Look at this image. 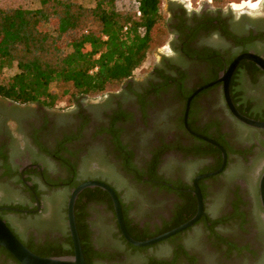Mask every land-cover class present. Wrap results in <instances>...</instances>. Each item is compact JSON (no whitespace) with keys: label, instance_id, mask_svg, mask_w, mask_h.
<instances>
[{"label":"flooded vegetation","instance_id":"obj_1","mask_svg":"<svg viewBox=\"0 0 264 264\" xmlns=\"http://www.w3.org/2000/svg\"><path fill=\"white\" fill-rule=\"evenodd\" d=\"M231 4L216 7L213 0H165L161 27L166 41L157 59L140 77L126 79L96 103L75 101L70 107L55 109L0 98V188L16 189L26 199L25 204L16 205L33 211L22 214L27 216L23 222L27 226L21 233L10 222L18 213L1 210L0 219L27 250L41 257L72 253L66 201L64 215L57 213L56 203L60 195L66 193L68 198L74 187L87 180L103 182L113 190L130 238L151 236L180 216L183 219V212L195 203L192 179L221 163L218 149L193 137L183 126L187 97L209 84L190 99L186 125L223 149L225 165L219 174L198 181L203 215L170 243L171 256L149 254L163 241L144 248L126 243L110 197L97 188L80 197L83 190L74 202L77 236L79 231L84 234L81 242L88 264H131V256L136 255L142 259L139 264H208L205 253H211L217 264L264 261L261 233L252 216L253 202L263 215L257 181L264 172V130L233 118L224 103L223 81H217L240 54L251 53L264 61V3L253 13L256 18L247 14V8L243 15L233 12ZM227 84L235 109L264 122V72L241 60ZM93 159L119 173L128 184L124 196L101 177L80 176L97 169L90 162ZM198 163L203 165L185 182L186 168ZM206 206L218 207L219 216H207ZM213 221L220 224L211 227ZM260 222L264 226L262 218ZM190 232L205 236L199 250L184 247L183 238ZM243 241L252 246L253 253L242 249ZM230 246L238 250L229 251ZM242 251L255 260L240 257ZM0 264L18 263L0 247Z\"/></svg>","mask_w":264,"mask_h":264},{"label":"trees","instance_id":"obj_2","mask_svg":"<svg viewBox=\"0 0 264 264\" xmlns=\"http://www.w3.org/2000/svg\"><path fill=\"white\" fill-rule=\"evenodd\" d=\"M93 1L92 7L75 0H38V7L34 9L0 6V74L12 66L17 71L0 83L1 99L53 108L57 97L49 92L52 83L69 85L75 96L85 97L132 77L150 50L151 31L162 24L158 0H138V18L117 11L114 0ZM218 165L219 161L213 170H201L197 175L215 171ZM87 191L90 192L86 189L79 196ZM97 192L100 193L98 189ZM11 207L25 209L17 205ZM195 211L194 203L191 210L186 208L183 212V219L180 216L172 225L151 236L132 239L142 241L164 233L187 221ZM75 213L74 207V217ZM15 216L21 222L27 219L26 215ZM217 223L220 221H213L210 226ZM181 234L163 242L171 243ZM83 237V232L79 231L81 252L88 264L87 253L82 248ZM230 247L229 251L238 250Z\"/></svg>","mask_w":264,"mask_h":264},{"label":"water","instance_id":"obj_3","mask_svg":"<svg viewBox=\"0 0 264 264\" xmlns=\"http://www.w3.org/2000/svg\"><path fill=\"white\" fill-rule=\"evenodd\" d=\"M241 60H246V61H250L254 63L261 71L264 72V61L260 57L255 56L251 53H245V54H240L236 56L229 64L226 71L222 72L219 75V78L217 79V81H223L224 103L228 111L230 112V114L238 122L250 128L264 130V122L252 120V119H249L241 115L235 109L229 97L227 81L229 77L231 76L235 66ZM208 85L197 88L190 96L187 97L186 102H185L184 112H183V126L185 130L193 137L198 138L199 140H202L205 143L210 144L211 146L218 149L221 155V163H220V166L215 171L199 174L192 179V182H191L192 191L191 192L195 197L196 211L191 218L181 223L180 225L164 233H161L157 236H154L152 238L145 239L142 241L133 240L132 238L128 236V234L126 233L124 229L121 212H120V206H119L117 197L115 193L113 192V190L103 182L96 181V180H87V181H83L79 183L76 187H74L69 192L68 198L66 200V205H65L66 227H67V231H68L71 244H72V254L65 255V256H57V257H39L31 253L29 250H27V248H25L17 240V238L12 234V232L7 228V226L1 219H0V247H2L5 251H7L8 254L18 264H86L84 261L82 252H81L79 239L77 236L75 222H74V202L80 192H82L85 189H92V188L100 189L108 194V196L110 197L111 203H112L113 212H114L118 230L122 238L124 239V241L133 247H136V248L148 247L156 243H159L161 241H164L190 228L203 215L202 198H201V195L197 187L198 181L219 174L223 170L224 165H225V154H224L223 149L216 142L204 136L191 132L186 125L187 111H188V105H189L190 99L199 90L207 87ZM257 196H258L259 206L263 213L261 218H262V221L264 222V172L261 173L257 181ZM1 210L18 213V214H28V213L33 212L29 210H22V209H17V208H12V207H0V211Z\"/></svg>","mask_w":264,"mask_h":264},{"label":"rangeland","instance_id":"obj_4","mask_svg":"<svg viewBox=\"0 0 264 264\" xmlns=\"http://www.w3.org/2000/svg\"><path fill=\"white\" fill-rule=\"evenodd\" d=\"M79 2L81 5L85 7H92L94 4L93 0H75ZM179 1V0H175ZM204 1V0H203ZM237 0H213V5L216 7H226V3H236ZM165 4V0H158V8L160 10V13L163 9V5ZM0 6L1 7H18V8H25V9H34L38 7V0H0ZM162 15V13H161ZM152 36V43L150 46V50L146 55L145 60L143 63L132 73V77H140V74L144 73L152 62H154L157 59V56L162 51L161 48L165 46L166 36L163 33V29L161 27V24L154 27V29L151 31ZM16 68L12 66L10 69L3 70L0 74V83L4 82L6 79L11 78L16 73ZM118 88V85H110L107 86L104 91L97 93V94H91L87 95L85 97H78L73 94V90L69 85H63L59 83H52L49 86V92L56 95V100L54 103L55 109H62L64 107H70L75 101H80L81 103H96L97 100L101 97L102 94L108 91H114ZM43 165H46L47 162L44 159L39 160ZM91 163L95 164L97 167L96 170H85L84 173H81L80 176H98L102 179L109 182L121 196H124L128 187V184L125 183L122 179V177L119 175V173L115 172V170L108 166L107 164H103L96 159H93L90 161ZM203 165V163H198L196 165L187 167L184 171L183 180L185 182H189L195 172L198 168H200ZM58 202L56 203V211L59 215H64V205L67 198V194L64 193L63 195H60ZM26 199L23 198L20 193L16 189H8V190H2L0 188V204L6 205V204H25ZM44 207L48 209L50 205L44 201ZM253 208H252V216H254L255 226L258 228V232L262 233L263 235L259 238L260 246H262L261 250L263 251L264 255V226L261 225L260 219H261V211L259 207L257 206L256 202H253ZM206 214L207 216L211 218H216L219 216V210L218 207L210 208L209 206H206ZM14 221H11V225L19 232H23V229L25 228V225L23 222L19 221L17 216L14 217ZM23 223V224H22ZM261 228L263 231H261ZM184 239V247L188 251H194L199 250L200 247V239L205 240V236L202 234H195L193 232L187 233L185 235ZM244 247L242 249H250L252 251V246H248V242L243 241ZM247 245V246H246ZM156 246V245H155ZM154 246V247H155ZM153 253V254H152ZM253 253V251H252ZM149 254L154 255L155 258L161 257V258H169L171 256V245L170 243H160L155 248L149 250ZM240 257H246L250 260V262L253 260L251 259V256L248 253L245 252H239ZM205 258L207 259L208 264H217L211 253H205ZM212 256V257H211ZM131 264H139L142 262V259L140 255L131 256ZM255 260V259H254ZM253 260V261H254ZM246 264V263H243ZM264 264V261L261 263Z\"/></svg>","mask_w":264,"mask_h":264},{"label":"clouds","instance_id":"obj_5","mask_svg":"<svg viewBox=\"0 0 264 264\" xmlns=\"http://www.w3.org/2000/svg\"><path fill=\"white\" fill-rule=\"evenodd\" d=\"M262 3H264V0H255V2H253V0H241L240 4L233 3L230 7L233 12H240L241 15L245 14L243 10L247 8V14L252 16V18H256V16H253V13L257 12ZM236 19H239V16H237Z\"/></svg>","mask_w":264,"mask_h":264},{"label":"built area","instance_id":"obj_6","mask_svg":"<svg viewBox=\"0 0 264 264\" xmlns=\"http://www.w3.org/2000/svg\"><path fill=\"white\" fill-rule=\"evenodd\" d=\"M114 5L117 11L128 12L136 18L140 17L138 0H114Z\"/></svg>","mask_w":264,"mask_h":264}]
</instances>
